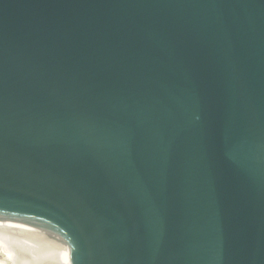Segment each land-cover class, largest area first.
I'll use <instances>...</instances> for the list:
<instances>
[{"label": "water", "instance_id": "water-1", "mask_svg": "<svg viewBox=\"0 0 264 264\" xmlns=\"http://www.w3.org/2000/svg\"><path fill=\"white\" fill-rule=\"evenodd\" d=\"M0 223L264 264V0H0Z\"/></svg>", "mask_w": 264, "mask_h": 264}, {"label": "bare ground", "instance_id": "bare-ground-1", "mask_svg": "<svg viewBox=\"0 0 264 264\" xmlns=\"http://www.w3.org/2000/svg\"><path fill=\"white\" fill-rule=\"evenodd\" d=\"M73 250L59 235L0 223V264H72Z\"/></svg>", "mask_w": 264, "mask_h": 264}]
</instances>
